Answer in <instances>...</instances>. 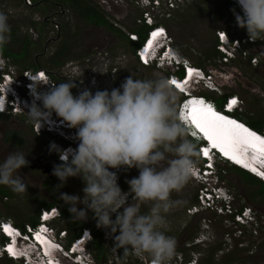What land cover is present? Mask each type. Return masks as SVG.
Returning a JSON list of instances; mask_svg holds the SVG:
<instances>
[{"label": "clouds", "instance_id": "1", "mask_svg": "<svg viewBox=\"0 0 264 264\" xmlns=\"http://www.w3.org/2000/svg\"><path fill=\"white\" fill-rule=\"evenodd\" d=\"M25 1L31 5V0ZM225 1L239 13L236 14L233 9L236 23L246 30L248 39L263 42L264 0ZM140 12L142 16L141 9ZM142 24L147 27L144 39L136 32L123 31L130 40L139 43L134 48L138 63L143 67L170 69L171 72L166 77L157 74L153 78H134L130 75L118 88L95 92L84 88L74 95L71 91L76 87L73 80L59 83L57 80L63 79L45 68L19 71L16 62L4 55L2 51L10 40L11 29L8 16L0 12V113L26 116L35 137L48 134L58 139L47 142L48 156L41 157V169L48 172L50 166L44 160L54 161L52 175L61 182L57 188L68 178L79 177L84 184L83 195L62 192L58 198L68 206L72 218L84 221L87 212L91 211L97 228L107 230L106 239H103L106 254L97 258L93 252L95 259L91 252L94 240L92 227V230L82 228L79 236L72 240L68 238L67 242L64 240L68 231L53 227V222L63 217L60 206H42L39 211L36 210V224L19 226L11 218L2 217L0 226L10 224L13 233L9 236L0 228V261H12L13 264H64L62 260L68 259L73 264H119L118 257L114 260L107 258L111 247L107 241L111 240L114 242L112 254L118 251L123 258L133 256L141 264H198V256L185 259L175 238L161 230L166 224V214L181 203L173 200L171 194L180 192L190 179L197 184L198 193L195 203L187 208L188 215L211 211L218 216L231 217L237 225L252 227L251 233L255 227L260 233L264 232V213L250 204L240 200L233 213L223 214L205 207L198 198L199 188L209 182L214 196L218 194L216 201L219 205L234 204L238 191L241 195L243 193L242 186L227 177L222 168L236 167L264 182V176L257 175V172L264 171L261 166L264 164V154L241 145L238 149L241 156L246 161L249 159L257 170L254 172L235 165L217 149L211 148L203 134L181 115V108L187 112L189 107L186 102L202 100L221 115L243 123L237 114L245 105L244 99L237 93H225L221 84V80L229 83L236 72L224 79L215 78V86H206V67L178 52L174 37L164 23L158 21L163 35L156 37L147 35L149 26L154 22ZM224 31L226 37L221 43L229 45L233 36L230 31ZM130 33H134L133 36ZM169 36L173 39L169 40ZM215 41L218 56V41ZM182 58L189 59L193 66L202 67V72L196 75L193 70L189 75ZM243 72L238 73L240 77L244 76ZM172 79L182 87L187 84V89H177L170 82ZM190 79L192 81L188 82ZM207 93L217 94L223 101L218 104ZM177 95L181 98L179 103ZM230 97L235 98L229 100ZM232 100L236 103L229 108ZM250 126L251 131L264 137V129L260 131ZM205 148L209 150L207 157L202 151ZM28 164L23 152L9 153L0 161V185L9 187L14 193L26 192V184L16 173ZM133 167L138 170V175L126 181L128 189L121 190L118 183L123 174L117 176L116 171ZM230 182L238 190L230 186ZM7 200V197H3L4 203ZM144 203H150L147 213L140 210L139 205ZM236 213L242 214L244 221H238ZM37 233H43L47 245L45 241L42 243L35 238ZM194 242L200 243L201 237L195 238ZM9 246L14 249V255L8 253ZM120 249H123V253Z\"/></svg>", "mask_w": 264, "mask_h": 264}, {"label": "rangeland", "instance_id": "2", "mask_svg": "<svg viewBox=\"0 0 264 264\" xmlns=\"http://www.w3.org/2000/svg\"><path fill=\"white\" fill-rule=\"evenodd\" d=\"M89 1L93 2L109 18L110 23L114 27L120 28L122 32L129 33L132 28L139 25L137 19L140 17L141 12L136 5V0ZM204 1L206 0H190L182 4L170 17H163L160 21L169 28L178 52L183 56L189 57L192 62L207 68L217 64V60L215 61L217 59L215 50V33L217 29L223 28L233 33L237 32L239 26L236 23L233 9L236 14L239 13L235 8L220 11L219 8L215 7L216 0H207L205 3ZM224 3H226L225 0ZM28 6L30 5L26 4L25 0H0V12L8 16L10 28L18 29V35L30 37L37 42L35 46L30 47L28 56L20 58L15 63L19 71L25 69V65L28 68L39 65L40 68H45L58 76V78H62L63 81L56 79L59 83L73 80V83L76 84V87L71 90L74 95L84 88H88L92 92L118 88L123 80L130 75L134 78H153L157 74L166 77L169 71L171 72L170 69L166 68L158 69L154 66H141L135 58L133 50L120 36L109 31L104 26L95 28L78 16L70 17L68 14H73L69 11L55 18L60 24L66 23L67 19H69L70 26L66 29V34L62 32L63 39L53 40L50 38L59 29L54 25L55 30H53L50 24L47 27L48 32H45L46 30L44 29L45 39L40 41L37 37L38 30L32 27L29 21L39 18L42 20L44 15L40 9L34 11L33 8ZM64 34L72 37L69 42L73 46L65 54L63 65L58 67L50 64V59L65 41ZM47 39L48 41H46ZM258 46L261 57L260 64L257 67H252L245 63L246 72H243L244 76L240 77L238 73H234L229 83L221 80L225 93H237L244 99L245 105L239 111L241 118L239 120L248 126L250 125L246 122L256 125H260L263 122L264 126V41L260 42ZM14 49L17 52L19 51L16 46ZM93 81H95L94 84L92 83ZM207 95L218 104L223 101V98L217 94L207 93ZM177 97V103H179L181 98L179 95ZM237 116H239V113ZM262 134L264 136V133ZM57 140L48 134L40 138L35 137L26 116L8 115L0 118V161L9 153L16 151L23 152L29 162L39 154L41 157L48 156L47 142L52 143ZM44 161L51 167L50 160ZM135 169L134 167L129 169L121 168L116 171L117 176L123 174L118 183L121 190L128 189L129 186L126 181L138 175V170ZM222 169L225 170L224 173H226L227 177H231L238 186H242L243 193L241 195L238 191L234 204L239 206L241 200L264 213V196L258 193L259 184L248 181L243 175L229 167ZM49 171L51 170L49 169ZM16 175H19L26 184V192H13L15 197L6 201L9 204H2L0 201V218L5 216L6 218H12L14 222L24 223L29 217L36 215V208L42 201L51 202L56 197H59L62 192L75 195L80 192L78 196L83 195L82 188L84 184L79 177L68 178L59 188H57V185H60L61 182L57 178L58 184H56V187L47 189V185L41 182L44 178L41 177L37 169H30L29 174L25 176H23L22 169H20ZM28 177H31V180H28ZM233 182H230L229 185L234 186L238 190ZM0 187L7 186L0 185ZM197 193V184L191 179L180 192H173L171 198L179 200L181 203L166 214V224L161 229L165 231L166 235L175 238L177 247L184 254L182 256L187 260L198 256V264H209V258L211 259L210 264H264V232L260 233V231H257L259 229L255 227L252 235L250 233L252 227L249 229L248 227L237 225L231 217L218 216L211 211L201 212L193 216L188 215L187 208L195 203ZM133 202L139 203L137 201ZM62 203L63 201L59 199L56 205L59 207ZM139 206L142 213H147L150 203L140 204ZM78 207L82 208L84 206L79 205ZM92 219L95 218L92 212L88 211L87 218L83 221V224L85 223L84 225H86L87 223L88 225L85 227L91 230L92 224L89 223ZM204 220L205 222H203ZM94 222L92 223L94 224ZM68 226L69 224L64 216L53 222L55 230L66 229L68 231L64 242L68 241L71 233ZM95 230L101 240L106 239V229L95 226ZM197 237H201V242L195 244L194 239ZM99 242L100 244L102 243L101 241ZM107 242L113 247V241L109 240ZM91 246L93 250L90 251L93 258L96 259L93 252L97 253V248L93 243H91ZM111 247L108 250L109 254L107 257L110 260L118 257L119 264H141L135 261L133 256L123 258L118 251L112 254L114 249ZM67 260L63 259L62 261L64 264H73ZM100 262L102 261L100 260ZM0 263L13 264L12 261L6 260L0 261Z\"/></svg>", "mask_w": 264, "mask_h": 264}, {"label": "trees", "instance_id": "3", "mask_svg": "<svg viewBox=\"0 0 264 264\" xmlns=\"http://www.w3.org/2000/svg\"><path fill=\"white\" fill-rule=\"evenodd\" d=\"M65 6L70 8V9H75L77 12V16H80L82 18H84V20H87L88 22L98 25V26H104L106 27L109 31L117 34L118 36H120L123 40H125V42L129 45V47L133 50L134 52V48L139 45V43L137 44V42H134L132 40H130L127 35H125L122 30L118 27H114L110 21L109 18L105 16V14L100 11V9L98 7L95 6V4L93 2H90L89 0H64ZM207 2L204 1V3ZM41 7V6H40ZM215 7L219 8L220 11L223 10H230L231 8H234L233 5H230L228 2L224 3V0H216L215 2ZM41 9V11H43L42 7L41 8H34V11ZM46 12V11H44ZM29 24L34 27L36 30H38V38L40 41H43L45 39V35H44V29L46 30L45 32H48L47 29V23H43L42 21H29ZM10 40L9 42L4 46L3 49V53L5 56L9 57L12 59L13 62H17L20 60V58H25L26 55L28 56V51L30 49L31 46H35L37 44V42H35L34 40H32L30 37H22L21 35H18V29L15 28H10ZM146 29L147 27L144 24H139L137 27L132 28L133 32L138 33L141 38H145L146 36ZM66 34V33H65ZM65 41L63 42L62 46L59 48L58 51H56L53 55V57L50 59V64L54 65V66H58L61 67L64 63L63 58H65V54H67L69 52V50L72 48L71 46L72 43L69 42L71 41L72 37L65 35ZM231 36H239V37H247V32L245 29L240 28L238 29L237 32L233 33L230 32ZM67 40V41H66ZM17 47V49L19 50L17 52L16 49H14V47ZM19 46V47H18ZM216 55V54H215ZM215 57V56H213ZM25 68H28V66H24ZM32 68H40L39 65L31 66ZM29 67V68H31ZM241 68L244 72L245 71V64L241 65ZM6 116L5 114H1L0 113V118ZM240 116V114H239ZM249 125H251L252 127L256 128L257 130L262 131L264 129L263 126V122L260 123V125H256V124H252L250 122H247ZM232 170H234L235 172L240 173L241 175H243L248 181H251L252 183H258L259 184V194H261V196H264V182H262L261 180L257 179L256 177L236 168V167H232ZM3 197H7L8 199H13L15 196L13 195V191L9 188V187H0V200L2 201L3 204H9L4 203L3 202ZM59 198L56 197L53 201L49 202V201H42L41 204L39 205V207L36 209L37 211H39V209L42 206H52V205H56L58 204ZM60 209L62 211V215L64 216V218L67 219V222L69 224V230L71 231L69 238L72 240L74 237L79 236L82 228H84L86 225H88L86 223V225L83 224V221L77 220L72 218V214L68 212L67 210V205L64 204V202L62 204L59 205ZM3 218H6L5 216ZM12 219V218H11ZM93 221L94 224L96 223V219H92L90 221L89 224H92V228H93V232H94V240H93V245L97 248V253L95 252V255L97 258L101 257V255L106 251L103 241L100 239V236H97V231L95 230V226L92 223ZM16 222V221H15ZM38 222V217H37V213L36 215L29 217L28 219H26V221L24 223H31V224H36ZM24 223H18L16 222L17 225L19 226H23ZM251 233V232H250ZM253 235V233H252ZM100 240H99V239ZM101 241L102 243L100 244ZM94 248V247H93ZM104 248V249H103ZM120 251L123 253V249H120ZM125 255V254H124ZM7 261V260H6ZM211 259H208V263L210 264Z\"/></svg>", "mask_w": 264, "mask_h": 264}, {"label": "built area", "instance_id": "4", "mask_svg": "<svg viewBox=\"0 0 264 264\" xmlns=\"http://www.w3.org/2000/svg\"><path fill=\"white\" fill-rule=\"evenodd\" d=\"M186 0H136V5L141 9L142 16L137 19L138 23L154 22L155 24L149 26L147 30L148 37L152 36L153 32L161 29L157 24L161 18L170 17L175 10H177ZM30 2V0H28ZM57 27V26H56ZM134 33H130L133 36ZM162 36V35H159ZM226 37V32L223 28L217 29L215 33L216 40L218 41L216 48L219 53L217 56V64L211 65L205 68L207 71V79L205 81L206 86L212 87L217 84L215 78L223 79L233 72L242 74L241 65L248 63L252 67H257L260 64V41H250L247 37H233L232 42L229 45H224L221 41ZM169 40L173 38L168 37ZM222 51V53H221ZM140 53V50L137 51ZM185 68L194 70V74L202 72V67L193 66L187 58H182ZM197 80V79H196ZM235 98V97H232ZM231 97L229 98L232 99ZM243 102V101H242ZM211 183L207 182L202 184L199 188V201L208 208H214L218 212L223 214H230L236 209L235 204L226 203L224 207L217 203L218 194L214 196ZM45 213V211H44ZM236 219L244 221L242 214L236 213ZM264 224V223H263ZM30 228L29 225H26ZM169 264V262H168Z\"/></svg>", "mask_w": 264, "mask_h": 264}, {"label": "snow or ice", "instance_id": "5", "mask_svg": "<svg viewBox=\"0 0 264 264\" xmlns=\"http://www.w3.org/2000/svg\"><path fill=\"white\" fill-rule=\"evenodd\" d=\"M152 35L154 37L163 35V30L159 29L153 32ZM150 45L151 41L149 42V46ZM141 59H144V57L141 56ZM192 71L193 69H188L189 75ZM170 82L177 89H181V84L175 79L170 80ZM186 103L189 107L187 108V112H185L184 108H181L182 117L190 121L192 126L203 134V137L207 139L211 148L217 149L228 159L233 160L237 164H241L245 168L250 167V165L238 151L241 145L250 147L254 151L264 154V137L257 135L256 132L251 131L243 123H239L236 120L221 115L214 111L211 105H205L202 100H192ZM235 103L236 101L232 100L229 103V108ZM202 151L204 156L207 157L209 155L208 148ZM261 166L264 167V164ZM251 170L254 172L256 171L255 168ZM257 175L264 176V172H257ZM0 228L9 236L13 233V228L10 224H4L0 226ZM35 238L42 243L44 242L43 237L39 233L36 234ZM7 251L9 254L14 255L12 246H9Z\"/></svg>", "mask_w": 264, "mask_h": 264}, {"label": "flooded vegetation", "instance_id": "6", "mask_svg": "<svg viewBox=\"0 0 264 264\" xmlns=\"http://www.w3.org/2000/svg\"><path fill=\"white\" fill-rule=\"evenodd\" d=\"M85 1V0H84ZM65 1L64 0H31V5L28 6L30 8H41L43 9V11H40L43 13V17L42 20L39 19H35V21L39 22L42 21L43 23H47V27L50 26V24L52 26L57 25L58 26V30L54 32L53 37L51 36L50 38H52L53 40L56 39H63V34L62 32L66 33V29L69 28L70 24H69V19H67L66 23L64 24H60L55 18L56 16L59 15H63L66 14V12L68 13L71 12L73 15L68 14V16H76L77 17V11L73 8L70 9L68 7L65 6ZM41 6V7H40ZM46 11V12H44ZM79 18H82L80 16H78ZM84 20V18H82ZM34 20V19H32ZM88 24H91V26L98 28V25L92 24L90 22H88L87 20H85ZM54 28V27H53ZM55 30V29H54ZM48 41V39L46 40ZM40 160H41V155H37L35 156L33 159H31V161L29 162L27 167H23L22 168V173L23 176L28 175L30 172V169H37V171L41 174V177L44 178L41 182L43 184L47 185V189H54L56 187V184H58L57 181V177H55L54 175H52V168L55 165L54 161L51 159V167L49 172H44L41 168H40ZM39 165V166H38ZM41 177H39L40 179H42ZM23 180V179H22ZM28 180H31V177H28ZM59 185V184H58ZM78 195H80V192H78ZM104 241V240H103ZM105 243V241L103 242V244ZM106 252H104L102 254V256H105Z\"/></svg>", "mask_w": 264, "mask_h": 264}, {"label": "bare ground", "instance_id": "7", "mask_svg": "<svg viewBox=\"0 0 264 264\" xmlns=\"http://www.w3.org/2000/svg\"><path fill=\"white\" fill-rule=\"evenodd\" d=\"M201 79V78H200ZM192 81V79H190L188 82H191ZM188 86H190V84L188 85ZM187 87V84L185 85V86H181V88L183 89V91H185L184 90V88H186ZM187 89V88H186ZM246 127H248L247 125H245ZM232 161V163L233 164H235V165H239V166H242L241 164H237V163H235L233 160H231ZM249 165H250V167H248V168H250V169H252V168H255L251 163H250V161H249V159H248V161H246ZM256 169V168H255ZM257 170V169H256ZM261 171H263V170H261ZM264 172V171H263ZM42 237H43V240L45 241V244L47 245V240H46V238L43 236V233H39ZM14 250V249H13Z\"/></svg>", "mask_w": 264, "mask_h": 264}, {"label": "water", "instance_id": "8", "mask_svg": "<svg viewBox=\"0 0 264 264\" xmlns=\"http://www.w3.org/2000/svg\"><path fill=\"white\" fill-rule=\"evenodd\" d=\"M41 168V167H40ZM44 172H46L45 170H43Z\"/></svg>", "mask_w": 264, "mask_h": 264}]
</instances>
